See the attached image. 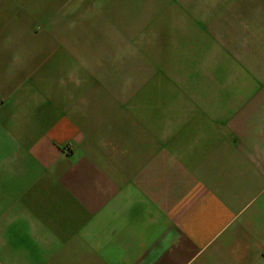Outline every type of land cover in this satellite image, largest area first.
I'll return each mask as SVG.
<instances>
[{
  "label": "crops",
  "instance_id": "0c3cea01",
  "mask_svg": "<svg viewBox=\"0 0 264 264\" xmlns=\"http://www.w3.org/2000/svg\"><path fill=\"white\" fill-rule=\"evenodd\" d=\"M178 2L240 53L160 108L0 10V264H264V0Z\"/></svg>",
  "mask_w": 264,
  "mask_h": 264
},
{
  "label": "rangeland",
  "instance_id": "374dc122",
  "mask_svg": "<svg viewBox=\"0 0 264 264\" xmlns=\"http://www.w3.org/2000/svg\"><path fill=\"white\" fill-rule=\"evenodd\" d=\"M178 3V0H0V10H7L10 25H16L21 12L27 11L34 17L29 19L33 25L53 26L50 29L56 32V39L61 37L59 44L76 45L88 54L94 67L88 70L90 75L115 76L121 78L123 86L136 85L137 106L160 108L167 105V100H176L178 92L208 90V85L201 88L194 82V75L209 79L216 61L223 64L231 53H240L225 49L226 41L240 40V34L221 31L237 30L241 18L227 19L232 27H213L217 33L182 34L177 32V15L171 18ZM20 6L26 8L22 11Z\"/></svg>",
  "mask_w": 264,
  "mask_h": 264
}]
</instances>
